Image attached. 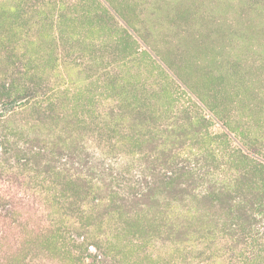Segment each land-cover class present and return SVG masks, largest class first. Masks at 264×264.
Segmentation results:
<instances>
[{
  "label": "rangeland",
  "instance_id": "1",
  "mask_svg": "<svg viewBox=\"0 0 264 264\" xmlns=\"http://www.w3.org/2000/svg\"><path fill=\"white\" fill-rule=\"evenodd\" d=\"M47 100L92 123L122 100L131 111L124 133L145 140L200 120L192 131L202 140L189 138L177 160L198 163L193 195L160 194L134 218L107 211L104 200L56 234L55 218H68L57 191L42 188L41 167L15 164L27 148L39 152L40 136H55L29 114ZM136 107L153 122L131 130ZM83 128L96 130L86 133L94 151L109 149L96 124ZM233 146L253 162L232 158ZM132 154L123 147L116 157L144 170ZM255 162L264 166V0H0V264H264V187L255 185L264 176L249 169ZM208 191L227 194L229 208L201 213L195 199ZM181 227L178 238L169 234Z\"/></svg>",
  "mask_w": 264,
  "mask_h": 264
},
{
  "label": "trees",
  "instance_id": "2",
  "mask_svg": "<svg viewBox=\"0 0 264 264\" xmlns=\"http://www.w3.org/2000/svg\"><path fill=\"white\" fill-rule=\"evenodd\" d=\"M85 1L80 0V2ZM29 91L30 89H27L25 94ZM114 103L116 104L109 106L107 110L95 113L92 118L94 123L92 121L85 122L78 115L72 114L71 110L69 111L62 104H54L48 100L44 104L42 102L40 104L33 103L35 106L32 104L30 107L29 114L32 117V124H37L41 129L46 131L48 129L50 130L49 133L54 134L55 132L56 134L50 138L47 134L45 137L40 136L38 139L40 143L39 152L35 153L32 149L27 148L22 153V158H18L15 164H19L20 167L33 173H36L37 168L41 167L39 172H43L42 181L49 180L47 185L42 182V188L49 193L57 191L58 200L55 199L54 201L57 202V206L64 217H68L65 219L60 215L58 219L55 218L59 224L55 229V233L58 235L64 231L62 229H64L67 219L72 217L84 218L88 214V205L91 209H95L106 200L108 202L107 211L111 210L113 213H122L125 217L134 218L135 215L144 211L143 207L149 208L152 203L151 200L158 202L160 194H164L163 197L167 200L183 201V199L192 196L193 189L197 188L195 186L196 180L201 177L198 172V163L191 164L186 160L185 162L181 160L178 162L177 160H179L184 142L188 141L189 138H191V142H194V138L197 137L202 140L199 137L203 134L192 131V126L200 120L196 122V120L189 119L186 122L167 124L160 132V135L164 136L162 140L153 141L149 136L150 139L145 140L138 132L124 133L123 121H126L127 117L131 115V111H126V105L123 104L122 100H117ZM127 104H132L129 99ZM136 108L137 110L130 121L131 130H135L142 124L151 125L153 121L150 120L148 111L140 107ZM203 122L204 120H202ZM76 123L80 127L74 128L73 125ZM95 124L98 128L99 138L109 145V149L102 150L101 148L100 151H94L88 145L86 133L90 134L96 130L83 127L95 126ZM106 130L116 132L120 140L113 142L110 137H105L104 132ZM204 138H208L207 134L204 135ZM224 138L227 139L228 135H224ZM226 139H221V141L227 147L229 141ZM150 142L153 143L151 146L149 145ZM168 142H170L169 149L161 148L165 147L164 144ZM145 143H148V147H145ZM123 147L127 149L129 154L134 153L131 157L140 155L139 159L144 161L146 165L144 170H141V165L140 170H137L138 166L135 167L137 159V161L130 159L129 162H125L116 157L119 148ZM230 150L229 153L232 158L249 163L253 162L249 159L250 155L239 147L233 146ZM107 155H114L116 160L108 159ZM21 161L23 164H20ZM176 162L178 164H175ZM255 163L257 164V162ZM256 164L249 169L264 176V166ZM35 167L36 169H34ZM52 177H58L60 184L63 181L70 188H64L60 185L56 188V181ZM260 179L263 180L261 182H259L260 180L256 181L255 185L260 184V187H264V177ZM50 183L52 186H49ZM199 196L200 199H195V201L196 204L203 205L200 209L201 213L211 214L214 209L212 214L215 216L217 211L214 206L218 209L220 205V210L225 211L231 202V198L227 194H218L212 191ZM54 215L56 217L59 213ZM169 231V234L174 235L175 238L185 232L182 227L178 230ZM61 239L63 238L61 237Z\"/></svg>",
  "mask_w": 264,
  "mask_h": 264
}]
</instances>
